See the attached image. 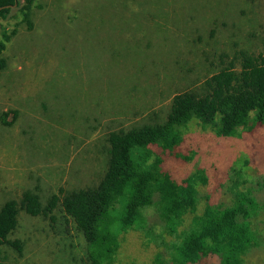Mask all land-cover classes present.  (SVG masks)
<instances>
[{
  "label": "rangeland",
  "instance_id": "obj_1",
  "mask_svg": "<svg viewBox=\"0 0 264 264\" xmlns=\"http://www.w3.org/2000/svg\"><path fill=\"white\" fill-rule=\"evenodd\" d=\"M32 21L29 31L17 6L0 20V40L17 29L0 53V206L25 191L46 205L59 190L96 186L108 133L163 124L175 94L203 92L239 52L264 55V0H36ZM179 132L170 151L150 146L147 166L177 184L192 178L194 211L168 223L155 192L122 229L121 200L94 243L59 207L48 219L20 211L9 239L21 251L3 246L1 264H180L178 247L206 206L230 207L242 194L264 206V123L251 114L220 137L192 119ZM250 221L258 243L242 264H264V212Z\"/></svg>",
  "mask_w": 264,
  "mask_h": 264
},
{
  "label": "trees",
  "instance_id": "obj_2",
  "mask_svg": "<svg viewBox=\"0 0 264 264\" xmlns=\"http://www.w3.org/2000/svg\"><path fill=\"white\" fill-rule=\"evenodd\" d=\"M35 2L0 0V20L17 6L21 22L31 31ZM16 32V28L9 33L2 32L0 53ZM237 58L239 65L236 66L234 60ZM234 60L204 81L203 92L186 90L175 94L165 123L108 133L106 170L96 186L67 193L59 190L58 194L50 196L46 205L41 203L36 192L25 191L19 200L1 205L0 264L3 246L21 251L20 242L9 239L18 225L20 211L48 219L59 207L88 243L96 242L100 221L121 200H124L119 217L122 229L134 226L141 208L151 204L155 192L160 198L162 216L168 223L175 225L187 211H194L195 181L187 178L184 183L177 184L168 174L149 168V148L173 149L181 141L179 128L192 119L210 125L220 137L234 135L251 114L254 123H264V55L249 56L239 52ZM15 115L16 112L13 118ZM259 208L264 212V206L259 207L248 194L237 196L230 207L206 206L178 247L180 264L196 263L209 254L217 255L221 264H242V256L258 243L250 219Z\"/></svg>",
  "mask_w": 264,
  "mask_h": 264
}]
</instances>
